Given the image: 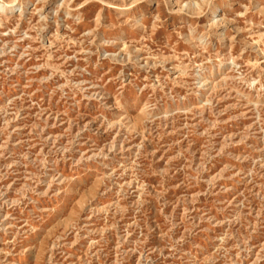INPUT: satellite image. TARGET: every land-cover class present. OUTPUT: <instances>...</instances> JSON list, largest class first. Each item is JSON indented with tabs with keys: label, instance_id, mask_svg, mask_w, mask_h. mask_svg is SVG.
Listing matches in <instances>:
<instances>
[{
	"label": "rangeland",
	"instance_id": "1",
	"mask_svg": "<svg viewBox=\"0 0 264 264\" xmlns=\"http://www.w3.org/2000/svg\"><path fill=\"white\" fill-rule=\"evenodd\" d=\"M28 1L0 14V264H264V0Z\"/></svg>",
	"mask_w": 264,
	"mask_h": 264
},
{
	"label": "bare ground",
	"instance_id": "2",
	"mask_svg": "<svg viewBox=\"0 0 264 264\" xmlns=\"http://www.w3.org/2000/svg\"><path fill=\"white\" fill-rule=\"evenodd\" d=\"M170 1L172 3L174 2V0H170ZM28 3H29L28 0H23V2H5V3H0V14L3 13V12H12V11L18 10V9L22 8L25 4H28ZM60 5H63V2Z\"/></svg>",
	"mask_w": 264,
	"mask_h": 264
}]
</instances>
